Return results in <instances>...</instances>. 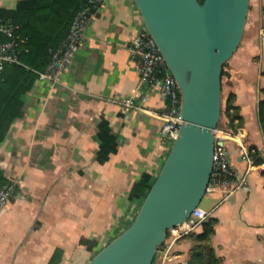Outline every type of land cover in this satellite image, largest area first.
<instances>
[{"label": "crops", "instance_id": "1", "mask_svg": "<svg viewBox=\"0 0 264 264\" xmlns=\"http://www.w3.org/2000/svg\"><path fill=\"white\" fill-rule=\"evenodd\" d=\"M23 1L0 0L2 17L11 20ZM92 14L60 81H36L21 97L22 117L0 143V169L17 183L0 214V264H49L56 250L57 264L88 263L130 223L139 208L130 200L132 186L143 175L156 177L172 145L162 132L168 101L158 89L149 91L142 111L123 106L147 90L128 50L143 22L134 1L101 0ZM263 71L245 52L228 69V93L242 117L238 131L263 163L243 189L225 199L221 191L206 192L199 205L216 221L211 245L222 264H264V140L257 119ZM102 120L117 137L105 163L95 158ZM229 147L231 167L243 171L236 145ZM192 246L176 242L153 264H187Z\"/></svg>", "mask_w": 264, "mask_h": 264}, {"label": "water", "instance_id": "2", "mask_svg": "<svg viewBox=\"0 0 264 264\" xmlns=\"http://www.w3.org/2000/svg\"><path fill=\"white\" fill-rule=\"evenodd\" d=\"M180 91L182 124L132 223L86 264H152L166 232L207 191L221 114L223 65L236 52L250 0H133Z\"/></svg>", "mask_w": 264, "mask_h": 264}, {"label": "built area", "instance_id": "3", "mask_svg": "<svg viewBox=\"0 0 264 264\" xmlns=\"http://www.w3.org/2000/svg\"><path fill=\"white\" fill-rule=\"evenodd\" d=\"M101 0H88L87 6L81 7L73 17L67 35L59 47L51 54V60L45 70L38 73V81L57 83L62 74L71 64L74 55L83 43L84 30L92 19V11L97 8ZM92 10V11H91ZM19 27L11 21L5 20L0 13V73L5 64L18 63L17 53L26 44L27 38L18 31ZM128 50L139 76V82L147 87L137 99L132 97L123 103L129 110L142 111L148 100V93L158 89L161 97L168 101L166 113L161 115L163 120L162 132L166 139L172 142L177 137L182 124L180 116V91L177 83L168 70L163 56L160 54L154 40L148 33L143 22L128 40ZM237 131H214L215 143L212 158V171L206 192L221 191V198L225 199L246 186L248 176L257 166L255 160L258 151L242 141ZM229 143L237 147L239 157L245 164L243 171L231 167ZM17 194V183L9 182L0 186V214L5 211L8 203ZM209 218V212L199 206L193 210L189 218L181 225L168 230L170 243L166 246L164 257L171 246L185 235L196 232L201 224Z\"/></svg>", "mask_w": 264, "mask_h": 264}, {"label": "trees", "instance_id": "4", "mask_svg": "<svg viewBox=\"0 0 264 264\" xmlns=\"http://www.w3.org/2000/svg\"><path fill=\"white\" fill-rule=\"evenodd\" d=\"M203 1L198 0L200 4ZM87 2L88 0H26L22 2L16 15H13L11 20L7 19L19 27V33L27 38V42L17 53L18 63L5 64L0 73V143L4 141L14 120L23 115L21 97L34 86L38 80V73L45 70L51 60L52 52L65 39L74 15L81 7L87 6ZM223 68L224 65L221 77ZM261 94L264 96V89L261 90ZM234 99L235 95L230 93L226 106V117L232 130L242 125V117L237 113L238 107L232 103ZM229 109L236 111L234 116L229 114ZM235 119L238 120V125H233ZM257 119L264 140V98L258 102ZM98 136L101 144L95 158L100 163H105L110 155L117 151V137L111 132L108 123L103 120L98 127ZM262 163L263 160L258 153L255 164ZM155 178L143 175L132 186L130 200H137L138 207L146 197ZM7 183L9 182L0 169V186ZM215 223V219L208 218L201 224V231L182 236L178 240V242L187 241L193 244L187 264H222L211 245ZM60 255L61 251L56 250L49 264H57Z\"/></svg>", "mask_w": 264, "mask_h": 264}, {"label": "rangeland", "instance_id": "5", "mask_svg": "<svg viewBox=\"0 0 264 264\" xmlns=\"http://www.w3.org/2000/svg\"><path fill=\"white\" fill-rule=\"evenodd\" d=\"M242 52H245L247 59H250L256 62L259 61L261 62V65H264V0H250L247 21H246V25H245V29H244L241 42L236 52L234 53V55L224 64V68H223V75L221 77V114H220V120H219L216 130L218 131L227 130L231 134L232 133L235 134L238 131V128L235 130H232L229 125V120L226 117L227 99L230 94L228 93V89L230 87L229 80H228L229 78L228 69L230 67V63L236 57H238ZM262 75H264V71L262 72ZM262 89H264V86L260 87L259 89L260 97L263 99L264 96L261 94ZM234 101H232L233 105H234ZM228 112L231 116H234V113L236 111H234L233 109H229ZM233 125H238V120L235 119V121L233 122ZM137 211L134 213V216L137 213ZM134 216H132V218ZM129 224L127 226H129ZM200 229L201 228H199L197 231H199ZM170 235L171 234L167 231L165 242L163 243L161 247H159L155 258L162 256V254L164 257L163 252L165 251L166 246L170 243Z\"/></svg>", "mask_w": 264, "mask_h": 264}]
</instances>
